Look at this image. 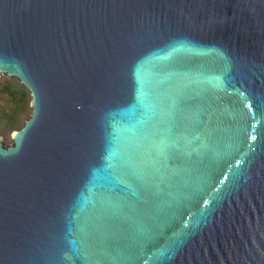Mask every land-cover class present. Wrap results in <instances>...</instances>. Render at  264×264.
Instances as JSON below:
<instances>
[{
    "label": "water",
    "instance_id": "95a60500",
    "mask_svg": "<svg viewBox=\"0 0 264 264\" xmlns=\"http://www.w3.org/2000/svg\"><path fill=\"white\" fill-rule=\"evenodd\" d=\"M0 264H264V0H0Z\"/></svg>",
    "mask_w": 264,
    "mask_h": 264
},
{
    "label": "trees",
    "instance_id": "16d2710c",
    "mask_svg": "<svg viewBox=\"0 0 264 264\" xmlns=\"http://www.w3.org/2000/svg\"><path fill=\"white\" fill-rule=\"evenodd\" d=\"M30 92L16 79L0 78V125L6 129H21L31 116Z\"/></svg>",
    "mask_w": 264,
    "mask_h": 264
},
{
    "label": "rangeland",
    "instance_id": "374dc122",
    "mask_svg": "<svg viewBox=\"0 0 264 264\" xmlns=\"http://www.w3.org/2000/svg\"><path fill=\"white\" fill-rule=\"evenodd\" d=\"M0 78H2V77H0ZM14 132L12 133L11 130L6 129L4 124L0 125V135L4 138L6 145L12 144V136H13Z\"/></svg>",
    "mask_w": 264,
    "mask_h": 264
}]
</instances>
